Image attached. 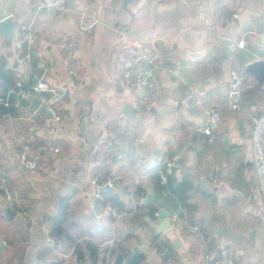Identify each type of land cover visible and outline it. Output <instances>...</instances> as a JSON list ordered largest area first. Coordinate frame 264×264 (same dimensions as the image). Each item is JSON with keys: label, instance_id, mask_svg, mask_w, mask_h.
<instances>
[{"label": "crops", "instance_id": "crops-1", "mask_svg": "<svg viewBox=\"0 0 264 264\" xmlns=\"http://www.w3.org/2000/svg\"><path fill=\"white\" fill-rule=\"evenodd\" d=\"M124 1L68 0L61 14L45 9L42 0H0V14L5 11L18 22L11 45L0 35V60L18 77L15 86L32 83L44 68L53 89L66 88V95L52 104L61 121L39 109L30 111L35 94L19 93L17 86L7 93L6 98H16L17 113L0 114V170L14 190L15 208L0 192V264H93L86 250L84 262L73 247L89 241L102 249L94 264H117L123 249L142 253L146 264H164L160 243L170 246L174 264H200L210 240L219 252L228 249L236 264H264V198L256 191L252 146L264 95L245 71L264 60V0H243L240 19L225 23L220 18L234 11L233 0H169L160 8L150 7V0ZM93 9L100 23L81 35L80 17ZM27 24H32L33 42L26 47L35 64L17 58L20 28ZM65 38L78 44L71 55L58 49ZM222 39L231 42L224 46ZM135 41L142 42L154 63L135 61L130 50ZM131 67L153 71L157 103L148 114L130 111L137 95L124 72ZM234 69L247 76L239 95L231 88ZM188 87L222 114L214 143L200 132L206 115L184 102ZM233 104L239 108L232 109ZM111 132L132 147H114ZM40 145L61 152L45 154L35 171L24 168V147L33 152ZM164 162H173L176 183H191L188 204L195 211L166 204V194L155 182ZM215 170L218 181L208 175ZM93 177L117 179L119 192L111 196L124 204L119 218L103 210L98 219L92 212ZM152 207L182 216L157 233L161 219L152 216ZM8 208L14 216L7 215ZM63 211L72 241L58 238L45 253L50 230ZM195 225L209 240L192 231Z\"/></svg>", "mask_w": 264, "mask_h": 264}, {"label": "built area", "instance_id": "built-area-1", "mask_svg": "<svg viewBox=\"0 0 264 264\" xmlns=\"http://www.w3.org/2000/svg\"><path fill=\"white\" fill-rule=\"evenodd\" d=\"M169 0H150V7L160 8ZM68 0H42V5L48 11L55 13H65L67 10ZM234 11L229 16H223L220 18V22L225 23L228 21L239 20L240 16L244 10L243 0H233ZM98 12L93 9L84 12L80 17L79 32L81 35H87L91 33L95 27L99 24ZM32 24L23 25L21 30L20 38L17 41V58L19 62L31 59V54L29 49H27V44L33 42ZM131 45H134L135 49H130L131 54L136 57V62L138 60L148 62L150 64L154 63V58L148 57L147 53L144 51V46L141 41H135ZM242 46L243 43H240ZM77 42L74 39H62L58 44V49L62 52H65L69 55L77 49ZM128 46L124 45V48ZM124 80L126 84L132 89V91L137 95L140 91L145 90L146 87H149L146 90L143 98L136 97L135 101L131 104V108L136 114H148L152 111L154 106L157 103V90L155 78L153 75L152 69L138 70L135 67H131L124 72ZM247 81V76L243 69H234L232 71V81L231 88L232 92L236 95H239L244 87V84ZM17 88H19V93H23V89L35 94L41 100V107H45L55 118L56 121H61V116L58 115L52 104L55 101L63 98L66 95V88L62 89H53L48 81L43 77L35 83H17ZM258 91L264 95V83L258 84ZM48 94L51 95L47 96ZM184 102L190 103L191 106L199 112H202L206 115V121L204 126L200 129V132L208 138V141L214 143L218 138L220 123L222 121L221 112L207 105L204 99L193 87H188L185 96ZM9 97L0 99V103L4 106L9 105ZM232 109H238L237 104H233ZM53 132V130H50ZM110 141L114 147L119 150H129L132 147V144H129L124 139L118 137L114 132L109 134ZM252 146H253V163L256 173L257 180V193L264 198V113L255 119L254 127L252 129ZM61 148L51 146V145H40L33 152L30 151L28 146H25L21 155V165L30 170L35 171L41 167V159L47 153L59 154ZM166 169L160 172V184L166 185L169 181V177L173 174L172 168L174 166L173 162H165ZM218 172L211 171L209 172V178L213 181H218L219 175ZM91 186L95 190L96 194L95 200L91 205V210L94 215L98 218H102V213L97 207V202L104 200V193L108 192V188H116L118 181L115 177H108L100 179L98 177H93L90 181ZM0 192L3 193L9 207L11 209L15 208V195L14 190L5 178L3 172L0 170ZM238 194L241 197H245L246 194L241 189H238ZM105 211L110 212L113 217L119 218V214L116 208L111 204L107 205L104 209ZM159 216V213H156V217ZM179 219L177 213L170 216L172 224H175ZM196 234H201V228L198 225H195L192 230ZM48 248L54 249L56 247V241L50 237L47 242ZM167 259L164 264H174L173 258L168 252H165ZM200 264H236L230 251L228 249H222L218 254L209 253L203 255Z\"/></svg>", "mask_w": 264, "mask_h": 264}, {"label": "trees", "instance_id": "trees-1", "mask_svg": "<svg viewBox=\"0 0 264 264\" xmlns=\"http://www.w3.org/2000/svg\"><path fill=\"white\" fill-rule=\"evenodd\" d=\"M33 55V54H32ZM31 55V56H32ZM3 60H0V79L3 80V83H0V98L6 100L7 93L10 89L15 88V82L17 81L18 77L16 74L8 69H6V66L3 63ZM31 62L34 63L33 58L31 57ZM35 64V63H34ZM14 95L10 97L9 99V105L6 107L2 103L0 104V114H13L16 115V110L14 108L15 104ZM166 169V163L164 162L162 165V171ZM159 172V171H157ZM160 172L159 174H156L155 182L157 183L158 190L160 192H165L166 194V204L170 207H172L173 210H180L181 208H184L187 211H195L197 208L194 205L188 204L189 200V193L192 191V185L189 181H183L181 183H176V180L174 178V175L172 174L169 177V181L166 185L160 184ZM141 191H139L140 193ZM111 204L114 208L117 209L118 214L122 213L124 210V204L119 200V197H113L111 196V193L106 192L104 193V200H100L97 202V207L100 211H103L107 205ZM156 213H158L157 209L155 207L151 208V214L152 216H156ZM67 212L63 211L61 218L58 219L54 226L50 230V237L53 238L55 241L58 240V238L63 237V240H69L72 241V237L69 235L68 232H66L64 228V223L66 222L67 218ZM179 216H182L179 214ZM201 234L204 238H207L209 240V236L206 234V231L204 229H201ZM57 245V243H56ZM210 248L208 249L209 253L215 252L219 255V250L215 246V242L209 241ZM214 246V247H213ZM74 252L78 255V257L82 258L84 262H87V258L84 255V250H86L89 254L88 258L91 261V263H96L98 261V258L100 254L102 253V249L100 245H97L91 241L85 243L84 245L80 244H73ZM157 248L159 252L164 256V258H167L165 255V252H168L170 254V246L167 243H160L157 244ZM52 251L51 248H46V252ZM128 261V264H146L145 263V256L142 253L137 254H131L126 249L122 250L121 255L117 256V264H123L124 261ZM48 264H62L61 260H54L49 262Z\"/></svg>", "mask_w": 264, "mask_h": 264}, {"label": "water", "instance_id": "water-1", "mask_svg": "<svg viewBox=\"0 0 264 264\" xmlns=\"http://www.w3.org/2000/svg\"><path fill=\"white\" fill-rule=\"evenodd\" d=\"M131 1H133V0H125L124 3L128 4ZM17 27H18V22L15 21V19L13 17L8 16L7 12L4 11L3 13L0 14V35L3 36L4 40L9 45H11L13 42ZM229 42H231L229 39H222V43L224 46L229 44ZM245 71L248 75L253 77L258 84L264 83V60H256V61L250 63L249 65L246 66ZM44 73H45L44 68L39 69L36 77L33 79V83H35L39 79L43 78ZM148 89H149V87H146V89L140 91L137 94V96L139 98H143L146 90H148ZM30 102H31L30 111L35 112L39 109L42 113L46 114L47 117H50V118L53 117V115L45 107H41V100L39 99L38 96L33 97ZM131 110L133 111V109H130V111ZM84 112H85V110H82L80 112L81 115H84ZM172 171L175 172L176 169L173 167ZM108 192L109 193H113V192L118 193L119 191L117 189L108 188ZM7 215L12 217L15 215V213L11 209L8 208ZM159 218L161 219V222L158 226H156L157 233H164L173 226V224L170 220V214L166 210H161L159 212ZM39 255H41V253ZM86 264H89V263H86Z\"/></svg>", "mask_w": 264, "mask_h": 264}, {"label": "bare ground", "instance_id": "bare-ground-1", "mask_svg": "<svg viewBox=\"0 0 264 264\" xmlns=\"http://www.w3.org/2000/svg\"><path fill=\"white\" fill-rule=\"evenodd\" d=\"M115 189V188H114Z\"/></svg>", "mask_w": 264, "mask_h": 264}]
</instances>
